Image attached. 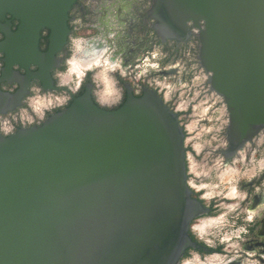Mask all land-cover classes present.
Returning <instances> with one entry per match:
<instances>
[{
	"label": "water",
	"instance_id": "obj_1",
	"mask_svg": "<svg viewBox=\"0 0 264 264\" xmlns=\"http://www.w3.org/2000/svg\"><path fill=\"white\" fill-rule=\"evenodd\" d=\"M74 2L0 0V82L14 65L50 77ZM155 5L157 31L182 33L190 22L198 30L199 63L229 114L228 141L241 146L264 128V0ZM23 94L0 91V107ZM184 142L178 115L152 91L116 111L86 92L41 127L0 135V264H178L194 247L189 225L205 212L187 184Z\"/></svg>",
	"mask_w": 264,
	"mask_h": 264
},
{
	"label": "flooded vegetation",
	"instance_id": "obj_2",
	"mask_svg": "<svg viewBox=\"0 0 264 264\" xmlns=\"http://www.w3.org/2000/svg\"><path fill=\"white\" fill-rule=\"evenodd\" d=\"M161 16L162 11L156 7L155 0H75L68 13L69 32L66 43L50 63V77L40 81L32 78L39 72L38 66L31 64L26 69L25 66L14 65L11 75L0 82V91L5 96L24 92L21 100L0 107V121L3 118L9 120L14 128V132L9 135L12 136L22 130L41 127L50 117L70 108L86 92L92 102L104 111L118 110L129 95L139 99L147 91L155 92L166 107L178 115L184 129L187 184L189 180L196 185L220 184L219 188L202 189L200 192L189 187L193 198L204 208V214L199 217H209L203 223L213 246H206L190 235L194 247L187 249L183 257L190 251H196L205 264H220L222 259H226L227 264H264V169L259 170L256 166L257 161L264 159V128L241 146L233 147L230 144L226 106L223 99L211 90L209 76L198 60V30L190 22L182 33L167 35L159 32L157 27L162 20ZM7 20L11 22V31L16 32L19 22L10 16H7ZM50 34L47 29L40 33L38 49L42 54L49 51ZM4 40L5 36L0 34V43ZM73 40L80 42L79 51L72 44ZM69 59H75L82 67L91 66L79 87L71 76L65 77L64 85L61 86L57 76L58 72L65 71ZM105 62L119 63L118 70L108 73L118 81L122 89L119 103L111 106L97 102L98 93L103 87L98 74ZM153 64L157 67H151ZM5 68L6 55L0 53V79ZM121 71L125 73L123 77L120 75ZM203 78L208 90L206 93L213 94L220 100L225 115L222 116V124L217 119L214 125L206 126L205 130L212 131L208 138H203L197 144L200 147L209 140L210 147L199 151L197 144L190 143L191 141L187 143L189 138L186 122L189 111L182 109L179 95H173L172 90L190 84L198 88L202 85ZM65 97L68 99L65 100ZM22 111L32 119L31 124L23 118ZM37 112L43 113L42 121L37 117ZM205 123L209 121L206 120ZM229 169H236L239 175ZM197 173L200 175L197 176ZM230 180L236 183L238 192L246 194L243 200L238 197L225 198L233 186L228 182ZM205 191L219 192L220 195H214L211 200H200L199 197ZM229 205L236 207L229 211ZM248 212L256 213L251 221L246 219ZM222 213H228L225 221L212 219ZM224 237L227 239L221 243Z\"/></svg>",
	"mask_w": 264,
	"mask_h": 264
},
{
	"label": "clouds",
	"instance_id": "obj_3",
	"mask_svg": "<svg viewBox=\"0 0 264 264\" xmlns=\"http://www.w3.org/2000/svg\"><path fill=\"white\" fill-rule=\"evenodd\" d=\"M72 44L75 46L76 51H79L80 42L77 40H73ZM145 64H147V61H145ZM151 67L156 68L157 65L153 64ZM91 69V66L88 67H82L81 64L76 61L75 59H69L66 62V69L63 73L58 72L57 76L60 78V84L61 86L64 85V78L65 77H74L76 81V86L79 87L80 82L83 80L85 74L87 71ZM119 69V63L116 64H108L105 62L104 67L102 71L98 74V76L101 78V82L103 84V87L101 88L100 92L98 93V103L104 106H111L114 104L119 103L121 99V87L118 85V81L112 77L109 76L108 73L116 71ZM120 75L123 77L125 73L123 71L120 72ZM143 75V73H141ZM167 97V93L165 94ZM65 100L68 99V97L64 98ZM23 118L27 119L28 124H31L33 121L30 117L27 116V113L22 111ZM37 117L42 121L44 119V115L42 112H37ZM227 123V121H225ZM14 132V128L10 125L9 120L7 118H3L2 121H0V135L3 136H9ZM226 146V145H225ZM256 166L259 170L264 169V159H261L256 162ZM229 171L233 172L235 175H239L238 171L236 169H229ZM197 176L200 175V173L196 174ZM206 175V174H205ZM221 182L223 183V179L221 177ZM229 183H232L233 186L230 188V190L226 193L225 198L226 199H236L237 197L239 200H243L245 198V193L238 192L236 183H233V181H228ZM238 182V181H237ZM188 186L192 188L195 192H200L202 189H216L220 187V184L215 183H202L199 185L194 184L191 180L188 181ZM259 191V189H257ZM220 195L219 192L214 191H205L203 195L199 197L200 200H211L213 196ZM229 211H232L236 206L229 205L227 206ZM228 213H222L218 217H214L212 219L225 221V218ZM256 215L255 212H248L246 219L248 221H251L253 217ZM206 219H209V217H198L196 218L190 225H189V234L197 241H200L204 243L206 246H213V241L209 239V235L206 233L204 221ZM240 231H243V229H240ZM232 235H236V233H232ZM227 239V237H224L221 239V243L224 242V240ZM178 264H205L204 260H201L200 256L197 254L196 251H190L187 256L180 259ZM220 264H227L226 259H222L220 261Z\"/></svg>",
	"mask_w": 264,
	"mask_h": 264
},
{
	"label": "rangeland",
	"instance_id": "obj_4",
	"mask_svg": "<svg viewBox=\"0 0 264 264\" xmlns=\"http://www.w3.org/2000/svg\"><path fill=\"white\" fill-rule=\"evenodd\" d=\"M207 91V88L204 86V78L202 85L198 88L190 84L177 89L173 88L172 90L173 95L176 93L179 95L178 100L182 109L184 111H189L186 122L189 138L187 143L190 141V143L193 144L202 142V139L205 137L208 138L210 131H212V129L205 130L206 126L214 125L217 119L220 121L219 124H222L221 121L224 120L222 116L225 115V109L220 104V100L213 94H207ZM214 113H216L215 116ZM218 114L220 116H218ZM206 120L209 121V123H205ZM207 147H210L209 140H206L204 144L200 145L199 151Z\"/></svg>",
	"mask_w": 264,
	"mask_h": 264
}]
</instances>
